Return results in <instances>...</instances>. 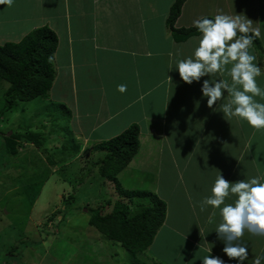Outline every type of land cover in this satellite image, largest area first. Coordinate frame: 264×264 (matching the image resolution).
<instances>
[{
  "label": "rangeland",
  "instance_id": "obj_1",
  "mask_svg": "<svg viewBox=\"0 0 264 264\" xmlns=\"http://www.w3.org/2000/svg\"><path fill=\"white\" fill-rule=\"evenodd\" d=\"M189 1L193 5H199L203 12L209 11L212 4V0ZM252 1L231 0V3H243L244 6H248ZM9 9L7 5H0V44L17 41L33 29L43 26L35 22L32 28L26 25L17 33L10 34L5 29L8 27L7 20L11 19L14 12ZM54 11L56 9L50 12ZM55 19L56 17L51 25L58 28L63 21L59 18L54 23ZM16 24H13V27ZM75 24L76 22H73L74 26ZM48 27L52 28L49 25ZM57 33L60 41L64 42L65 37L61 35L60 30L57 29ZM169 47L172 48L165 44L163 49L167 50ZM59 48L62 50L64 47L61 45ZM74 56L73 54L69 59L67 54H57L54 63H58L60 67L53 87L56 83L55 86H58V80L61 78L68 79L70 84V77L76 74L74 83L78 90V110L85 108L92 110L91 98H87V94L82 91L84 87L80 79L84 72L81 70L82 66H77V63L71 64L72 71L70 66L66 67L67 61ZM174 71L175 74L178 72L175 69ZM93 78L94 76L90 77V82H93ZM206 78H201V82ZM225 78L230 82L229 77ZM263 79L264 75L260 79L258 77V83ZM141 81H145L143 76ZM146 81L151 85L157 79L152 74ZM169 85L173 96L170 97L171 103L180 110L179 117H173L171 120L169 118L173 107L171 105L164 127L167 135L173 124L176 123L178 129L163 139L153 138L152 143L169 145L173 150L171 149V154L168 151V154L165 151L159 154L158 167L154 156L152 170L140 167L128 169L129 163L127 169L117 176L122 189L151 191L155 184L153 190L159 189V198L162 197L161 193L170 190L172 199L181 201L182 196L188 195L192 201L200 202L204 197L202 191L205 187L202 179L208 175L209 170L214 171L218 163L248 162L247 151L254 149V143L262 146L259 153L264 161V130L258 131L250 127L246 121L224 119L223 114L219 112V104L226 102L224 100L218 101L214 111L209 112L212 109L207 106L206 98L201 96L200 83L193 82L179 89L174 87L173 83ZM7 87L8 83L0 80V264H151V259H147L148 251L133 259L119 243L108 240L88 223L90 215L88 210L103 205L105 207L101 212L108 213L116 201L121 200L129 205L131 215L141 209L136 200L131 202L128 198L119 196L115 182H109L99 176L96 162L103 154L91 152L95 141L84 140L78 135L79 132L71 119V112L57 103L59 98L53 100L54 104L45 103L44 98L23 101L10 111H3ZM65 98L69 102L72 99L70 95ZM146 98L142 103L147 114L161 117L168 98L156 93L148 94ZM116 107L118 106L115 105L111 110ZM103 114L100 112L95 120H98L96 131L99 135H117L132 124L125 117H116L109 124ZM133 118L138 119L135 115ZM154 123L156 124V121ZM26 130L39 134L42 138L41 145H33L22 137L16 153H8L5 136H9L8 134L13 131L18 133ZM242 143L245 145L243 159L239 158L241 152L239 147ZM182 147L185 154H181ZM141 148L140 151L148 150L146 145H141ZM156 152L154 150L153 153ZM179 155H188L187 160L194 164L183 168L182 164L178 163L176 170L175 157ZM88 168L93 170L90 176H87L86 170L84 172V169ZM241 169L245 175L251 173L246 164ZM206 236L211 238L212 233L206 230ZM159 241L157 239L154 242L155 248H160ZM180 252L167 258L171 260L177 256L178 259L174 261L178 262L184 258V254Z\"/></svg>",
  "mask_w": 264,
  "mask_h": 264
},
{
  "label": "crops",
  "instance_id": "obj_2",
  "mask_svg": "<svg viewBox=\"0 0 264 264\" xmlns=\"http://www.w3.org/2000/svg\"><path fill=\"white\" fill-rule=\"evenodd\" d=\"M172 1L14 0L13 4L9 6V10L15 15L13 14L11 19L7 20L6 26L8 27L5 30L14 34L26 25L32 28L35 22L39 25L51 26V29L56 33L58 29L61 35L65 37V41L61 42L58 38L59 42L54 58L56 59L58 53L67 54L69 59L74 54V58L67 61L66 67H71V64L75 63L77 66H82L81 70L84 71L80 75L84 86L82 91L87 94V98H91L92 110L88 108L81 109V112L78 110V90L74 83L76 77L74 75L76 74L72 75L73 72L71 73L70 84L68 79L61 78L58 80L57 87L55 86L57 83L54 87L52 85L51 95L45 102L54 104L53 100L59 98L57 103L71 112V119L79 132V136L84 140L89 139L96 143L115 135H99L97 133L96 123L98 120H95L99 117L100 112L104 113L103 116L109 124L116 117H125L129 122H136L140 125V148L141 145H146L148 150L140 151L139 148L138 154L132 159L128 169L140 167L152 170L154 156H156V167H158L159 154L163 151L166 153L168 151L171 154L173 150L170 148L172 146H161L159 143H152V140L153 138L163 139L168 135L171 136L173 131L178 129V125L173 124L167 135L164 127L166 118H168L169 111L173 106L170 99L172 90L169 84L173 83V86L178 87V89L186 87L188 84L180 80L179 74L178 72L175 74L174 68H169L175 65L174 62L177 59L191 54L194 38L197 36L183 42H175L171 38L165 28V19ZM189 4L192 3L186 0L175 23L176 27H188L192 25L194 19L200 16L223 12L229 15H246L251 19L252 27L260 28L261 34L264 36V0H253L248 6H244L243 3H231V0H220V2L212 0L210 10L205 12L199 5L192 4L190 6ZM54 9L56 11L50 12ZM54 17H56L54 23L59 18L63 21V24L57 26L58 28L51 25ZM45 19L47 20L45 21ZM73 22H76L75 26ZM15 23L17 24L13 27ZM19 40L17 39V41ZM260 41L264 48V39H260ZM165 44L172 46V48L169 47L164 50ZM61 45L64 47L62 50L59 48ZM251 51L256 56L253 47ZM55 67L57 77V70L60 66L55 63ZM152 74L156 76L157 81L149 85L146 80H149ZM173 75L175 76L173 77ZM262 75H264V71H262ZM92 76H94L93 82H90ZM142 76L145 80L143 82L141 81ZM118 84H127V91L118 92ZM259 84L264 87V79ZM54 89L55 92H53ZM154 93L168 98V103H165L167 105L163 109L161 117L147 114L145 105L142 103L147 99L148 94L154 95ZM67 95L72 97L70 102L66 101ZM100 95L102 97H99ZM115 105L118 107L111 110ZM179 110L173 106L169 118L172 120L173 117H179ZM212 111L209 110L211 113ZM134 115L138 119L133 118ZM261 147L255 143L254 149H248L249 145L246 147L248 149V162L218 163L214 167V171L209 170L208 175L202 179L205 185L202 195L209 194L211 184L220 171L230 181L251 176L264 178V161L259 153ZM163 148L167 149L164 150ZM182 149L181 154H185L184 147ZM244 149L245 145L243 146L242 143L239 147L241 150L239 158L243 159ZM154 150L157 152L153 153ZM188 155L175 157L177 159L174 164L176 170L178 163H181L183 168L194 164L189 162V159L187 160ZM244 164L249 167L250 174L245 175L241 169ZM153 188L151 191L160 196L159 189L153 190ZM170 192L169 190L166 193H161V199L167 203V212L163 225L147 250L150 255L149 258L152 257L151 264H155L154 260L157 261V264H202L201 258L208 255L210 249L211 255L223 258L228 261V264H235V260L229 261L222 252L224 244L214 230L216 224L220 222L218 210L208 207L202 212L199 201H192L188 195L182 196L181 201L176 198L172 199L173 195ZM213 212L216 214L213 215ZM206 230L212 233L211 238L206 236ZM157 239L160 240V248H155L154 242ZM242 240L249 247L250 257L264 253V235H256L246 230ZM173 244L175 245L172 248ZM168 250L171 251L168 252ZM179 252L184 254V258L179 259V263L174 261L178 259L177 256L171 260L167 258Z\"/></svg>",
  "mask_w": 264,
  "mask_h": 264
},
{
  "label": "clouds",
  "instance_id": "obj_3",
  "mask_svg": "<svg viewBox=\"0 0 264 264\" xmlns=\"http://www.w3.org/2000/svg\"><path fill=\"white\" fill-rule=\"evenodd\" d=\"M13 2L0 0V5L11 6ZM192 26L199 35L194 38L191 54L177 59L169 69L177 70L184 83H200L201 96L213 111L218 101H226L219 104V112L227 121L235 118L258 131L264 130V87L257 80L262 69L251 51L255 40L264 39L260 28H253L246 15L223 12L200 16ZM203 77L207 78L201 82ZM127 88V84L117 85L120 93ZM208 207L218 210L220 222L214 230L228 260H235V264H264V253L250 257L249 247L242 240L246 230L264 235V178L230 181L218 172L209 194L200 201L202 212ZM210 253L211 249L201 258L202 264H228Z\"/></svg>",
  "mask_w": 264,
  "mask_h": 264
},
{
  "label": "trees",
  "instance_id": "obj_4",
  "mask_svg": "<svg viewBox=\"0 0 264 264\" xmlns=\"http://www.w3.org/2000/svg\"><path fill=\"white\" fill-rule=\"evenodd\" d=\"M185 1L173 0L165 19V28L175 42H183L199 35L192 25L175 26ZM58 38L54 30L43 25L33 29L19 41H6L0 44V80L8 83L4 93L3 111H10L19 102L37 98L49 99L56 77L54 55L59 42ZM253 49L264 71V48L260 39L254 41ZM140 130V125L133 122L119 134L96 142L91 147V152L103 154L102 158L96 162L99 176L109 182H115L119 196L128 198L131 202L136 200L141 209L131 215L129 205L121 200V202L116 201L108 213L101 212L105 207L103 205L88 210L90 214L88 223L108 240L119 243L133 259L149 249L165 221L167 212V203L157 194L150 190L122 189L117 180V176L126 169L139 152ZM22 137L33 145H41L42 138L39 134L28 130L18 133L13 131L9 136H5L8 153H16L17 145H21L19 141ZM85 170L87 176L93 172L91 168L84 169V172ZM109 203L108 201L107 204ZM149 256L148 254L147 259H151ZM154 263L157 264V261L154 260Z\"/></svg>",
  "mask_w": 264,
  "mask_h": 264
},
{
  "label": "water",
  "instance_id": "obj_5",
  "mask_svg": "<svg viewBox=\"0 0 264 264\" xmlns=\"http://www.w3.org/2000/svg\"><path fill=\"white\" fill-rule=\"evenodd\" d=\"M11 133H9L8 135H10Z\"/></svg>",
  "mask_w": 264,
  "mask_h": 264
}]
</instances>
